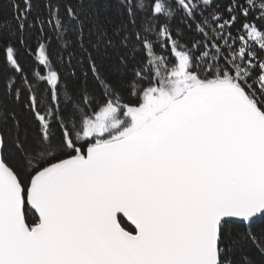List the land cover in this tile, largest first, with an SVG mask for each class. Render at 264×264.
<instances>
[{"label": "snow or ice", "instance_id": "obj_1", "mask_svg": "<svg viewBox=\"0 0 264 264\" xmlns=\"http://www.w3.org/2000/svg\"><path fill=\"white\" fill-rule=\"evenodd\" d=\"M0 264H264V0H0Z\"/></svg>", "mask_w": 264, "mask_h": 264}]
</instances>
